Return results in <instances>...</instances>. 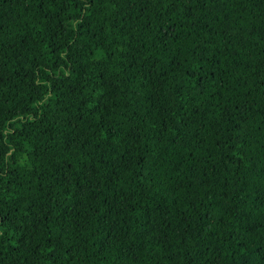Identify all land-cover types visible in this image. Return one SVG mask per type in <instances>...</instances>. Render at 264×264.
<instances>
[{
    "label": "trees",
    "instance_id": "1",
    "mask_svg": "<svg viewBox=\"0 0 264 264\" xmlns=\"http://www.w3.org/2000/svg\"><path fill=\"white\" fill-rule=\"evenodd\" d=\"M0 264H264V0H0Z\"/></svg>",
    "mask_w": 264,
    "mask_h": 264
}]
</instances>
